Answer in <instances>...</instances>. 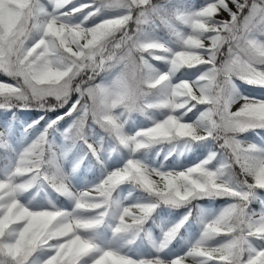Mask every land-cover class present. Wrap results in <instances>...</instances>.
I'll return each mask as SVG.
<instances>
[{
    "label": "snow or ice",
    "instance_id": "obj_1",
    "mask_svg": "<svg viewBox=\"0 0 264 264\" xmlns=\"http://www.w3.org/2000/svg\"><path fill=\"white\" fill-rule=\"evenodd\" d=\"M0 76V264H264V0H0Z\"/></svg>",
    "mask_w": 264,
    "mask_h": 264
},
{
    "label": "trees",
    "instance_id": "obj_2",
    "mask_svg": "<svg viewBox=\"0 0 264 264\" xmlns=\"http://www.w3.org/2000/svg\"><path fill=\"white\" fill-rule=\"evenodd\" d=\"M154 2H162V0H154ZM189 2H191V0H189ZM240 85H241V88L245 92H247L249 94L264 95V93H262L261 90H259L257 88H254L252 86H248V85L244 84L243 82H240ZM58 113L59 112L52 113L50 115H58ZM0 114L3 116V113L2 112H0ZM38 115H39V112H36V111H19V110H17V116H18V118L21 117V118L29 119L30 120V119H35ZM243 138H247L249 140L256 139V137L254 136L253 133H246V134H244ZM85 174L90 175V172L88 170V167L86 168ZM220 202L221 201H219L218 204H220ZM252 207L253 208H258L259 205L258 204H253Z\"/></svg>",
    "mask_w": 264,
    "mask_h": 264
},
{
    "label": "rangeland",
    "instance_id": "obj_3",
    "mask_svg": "<svg viewBox=\"0 0 264 264\" xmlns=\"http://www.w3.org/2000/svg\"><path fill=\"white\" fill-rule=\"evenodd\" d=\"M81 2H87V0H81ZM191 2H194V3L200 4V3L203 2V0H191ZM229 6L232 7L233 10H235V8H234L233 5L229 4ZM220 18H221V19H228V16H227L226 13H221V14H220ZM0 79H6V78L0 76ZM240 82H241V81H237L239 87L241 88ZM241 89H242V88H241ZM242 91H244V90L242 89ZM244 92H245V91H244ZM245 93H247V92H245ZM247 94H249V93H247ZM249 95H251V96H255V97H260V96H261V95H255V94H249ZM240 103H242V101H241V102H238L236 105H233L232 110L235 111V110L240 106ZM61 111H66V109H62ZM41 114H42V113H39V115H41ZM58 114H59V113H58ZM39 115H38V116H39ZM3 118H4V117L0 114V121H2ZM18 120H20V121H26V122H31V120H33V119H30V120H29V119H24V118L19 117ZM242 138H243V137H242ZM252 140H253V139H252ZM82 168H83L84 173H85L86 168H87V165H86V164H85V165H82ZM85 175H87V174H85ZM222 204H223V201H221L220 204H218V202H217V203L214 205V207H220V205H222ZM205 206H210V205H208V203L205 202ZM157 234H159L158 231H157Z\"/></svg>",
    "mask_w": 264,
    "mask_h": 264
}]
</instances>
